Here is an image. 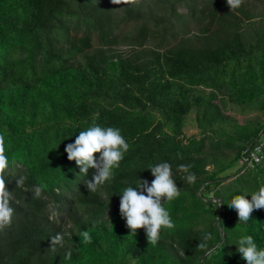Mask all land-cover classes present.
I'll list each match as a JSON object with an SVG mask.
<instances>
[{
  "label": "trees",
  "instance_id": "trees-1",
  "mask_svg": "<svg viewBox=\"0 0 264 264\" xmlns=\"http://www.w3.org/2000/svg\"><path fill=\"white\" fill-rule=\"evenodd\" d=\"M229 104L262 120L241 124ZM193 113L199 134L186 137ZM93 121L120 129L129 150L89 192L94 169L80 175L65 147ZM0 135L18 201L0 264H246L237 240L264 249V209L245 223L227 204L264 186V159L229 171L260 144L264 155V0L233 10L227 0H0ZM163 161L181 193L164 205L175 227L153 246L144 229L128 236L120 194L151 183L149 166ZM179 165H192L194 183Z\"/></svg>",
  "mask_w": 264,
  "mask_h": 264
},
{
  "label": "clouds",
  "instance_id": "clouds-1",
  "mask_svg": "<svg viewBox=\"0 0 264 264\" xmlns=\"http://www.w3.org/2000/svg\"><path fill=\"white\" fill-rule=\"evenodd\" d=\"M128 0H111L113 5L127 3ZM243 0H227L231 10L238 8ZM117 8L113 11H121ZM129 150V144L121 134L120 129L115 127H102L93 121L85 130L79 132L74 143L67 144L65 152L67 159L74 161L80 170V175L87 177L89 169H94L91 179L84 180V186L89 192H95L100 186L111 181L114 170L119 168L124 154ZM99 154V157H96ZM192 165H179L177 171L184 173L183 180L192 184L196 181L195 173L191 172ZM154 179L149 183L147 180L137 179L135 186H128L120 194L119 213L125 221L129 235L135 237L137 230L144 229L148 244L156 245L160 239L162 229L175 227L170 213L164 206L173 199L179 197L181 190L175 182V175L169 162L163 161L149 166ZM13 175L8 157L5 155V137L0 135V231L11 226L14 216L12 203L15 201L14 192L7 188V177ZM16 188H23L27 180L25 175L14 178ZM34 198H40L42 186L32 189ZM245 195H236L227 204L238 215V221L250 220L254 210L264 209V186L250 194L251 199ZM218 204V200L215 201ZM58 214L49 216L55 220ZM109 219V218H108ZM110 222V221H109ZM111 223V222H110ZM84 241L90 242L88 231L81 233ZM211 234H206L203 239H211ZM64 233L58 232L50 238V250L55 253L57 246L63 247ZM237 251L246 264H264V249L258 248L251 235H244L237 240ZM200 243L198 248H204ZM71 251L66 253L70 257Z\"/></svg>",
  "mask_w": 264,
  "mask_h": 264
},
{
  "label": "rangeland",
  "instance_id": "rangeland-1",
  "mask_svg": "<svg viewBox=\"0 0 264 264\" xmlns=\"http://www.w3.org/2000/svg\"><path fill=\"white\" fill-rule=\"evenodd\" d=\"M181 11L182 12H186V9H181ZM121 49L126 51V52L130 51V47H124L123 46ZM228 107H229V111L227 113L230 116L236 118L239 121V123H241V124L247 123L248 121H251V120H254V119L262 120L261 117H260V114H258L255 111H251L250 110L248 112H242L240 107H236V106H234L232 104H229ZM194 118H195V114L194 113L191 114L188 117V126L185 129L186 137H191L193 135H198L199 134V130L195 126L191 125V124L194 123ZM191 121H193V123ZM261 139L264 140V136ZM239 167L241 168L240 164L238 163V165L236 166L235 170H237Z\"/></svg>",
  "mask_w": 264,
  "mask_h": 264
},
{
  "label": "built area",
  "instance_id": "built-area-1",
  "mask_svg": "<svg viewBox=\"0 0 264 264\" xmlns=\"http://www.w3.org/2000/svg\"><path fill=\"white\" fill-rule=\"evenodd\" d=\"M263 144H260L254 148V150L251 152L250 157H243L239 164L241 167H254L257 164H261V162L264 159V155L262 152ZM240 168V167H239Z\"/></svg>",
  "mask_w": 264,
  "mask_h": 264
},
{
  "label": "crops",
  "instance_id": "crops-1",
  "mask_svg": "<svg viewBox=\"0 0 264 264\" xmlns=\"http://www.w3.org/2000/svg\"><path fill=\"white\" fill-rule=\"evenodd\" d=\"M235 169H236V167H235L234 169L230 170L229 172H232V171H234Z\"/></svg>",
  "mask_w": 264,
  "mask_h": 264
},
{
  "label": "water",
  "instance_id": "water-1",
  "mask_svg": "<svg viewBox=\"0 0 264 264\" xmlns=\"http://www.w3.org/2000/svg\"><path fill=\"white\" fill-rule=\"evenodd\" d=\"M221 205V204H220Z\"/></svg>",
  "mask_w": 264,
  "mask_h": 264
}]
</instances>
